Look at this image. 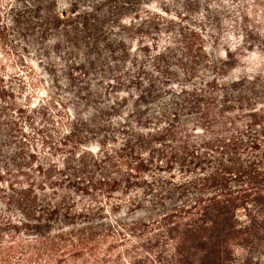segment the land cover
<instances>
[{
    "label": "rangeland",
    "instance_id": "rangeland-1",
    "mask_svg": "<svg viewBox=\"0 0 264 264\" xmlns=\"http://www.w3.org/2000/svg\"><path fill=\"white\" fill-rule=\"evenodd\" d=\"M148 4H155L157 10L163 7L172 15L185 14L183 26L200 33L207 59L201 58L195 76L180 65L155 66L152 47L141 51L139 44L144 39L140 32L148 34L147 42L160 38L150 33L145 22H136L134 28L118 24L135 12L142 16L143 6ZM82 8L94 9L86 27L69 22L49 31L47 16ZM177 29L173 27L172 32ZM43 32L46 35H41ZM165 37L163 33L161 39ZM232 76L256 79L232 88L213 85L214 108L227 120L222 127L207 128L226 130L228 139L237 137L264 147V0H0V170L15 174L18 166H28L30 154L39 162L43 156L50 157L67 127L65 114L82 122L87 147L94 144L88 130L101 126L120 136L119 126L110 125L111 121L122 123L120 118H124L125 126L132 124L140 130L144 125L171 124L178 136L186 132L200 149L199 139L206 134L197 131L201 128L198 117L181 109L187 106L179 89L188 85L207 90L205 82ZM260 152L264 154V149ZM172 175L175 184L186 177L177 172ZM237 184L230 182L229 188L237 190ZM198 193L191 188L178 189L154 204L142 202L131 209L122 206L119 214L104 213L107 219L99 232L124 226L140 230L141 225L193 201ZM9 195L0 184V225L23 220L17 205L6 199ZM108 206L105 203L106 210ZM236 213L238 228L248 219ZM248 216L255 221V244H248V255L238 251L237 258L250 257L248 264H264V199ZM76 221L86 222L81 216ZM154 235L145 234V238L139 234L140 238L126 246L121 243V253L137 250L147 258L144 264H158L159 256L163 259L166 254L160 252L170 246L164 238L155 242Z\"/></svg>",
    "mask_w": 264,
    "mask_h": 264
},
{
    "label": "trees",
    "instance_id": "trees-1",
    "mask_svg": "<svg viewBox=\"0 0 264 264\" xmlns=\"http://www.w3.org/2000/svg\"><path fill=\"white\" fill-rule=\"evenodd\" d=\"M153 6H143L142 16L135 12L118 24L134 28L136 22H145L150 33L160 38L147 42L148 34L140 32L144 39L139 44L141 51L152 47L155 66L180 65L195 76L201 58L207 59L200 33L183 26L185 14L172 15L163 7L157 10ZM93 10L82 8L47 16L48 29L69 22L86 27ZM173 27L178 28L176 33ZM163 33L166 37L162 40ZM255 79L232 76L205 82L207 90L188 85L179 89L187 106L181 109L194 113L201 127L197 131L209 135L199 139L200 149L186 132L178 136L171 124L156 128L142 124L140 130L132 124L125 126L124 118H120L122 123L111 121L110 125L119 126L120 136L101 126L88 130L94 144L87 147L82 122L65 114L67 127L50 157L43 156L39 162L30 154L28 166H18L15 174L0 170V184L11 192L6 199L17 205L23 217L22 221L0 225V264H144L147 258L137 250L121 253V243L126 246L139 234L145 238V234H155V242L161 238L169 242L170 249L160 252L166 254L163 259L159 256L158 264H248L250 257L237 258V254L247 253L251 241L255 244V221L248 215L264 199V154L260 152L264 147L237 137L228 139V131L208 130L207 126L222 127L227 120L214 108L213 85L232 88L252 84ZM172 117L176 121V116ZM173 172L186 177L175 184ZM230 182L238 183L237 190L229 188ZM187 188L199 192L193 201L149 225H141L140 230L124 226L99 232L107 219L104 213L119 214L122 206L131 209L142 202L154 204ZM236 212L248 219L238 228ZM79 216L86 222H77Z\"/></svg>",
    "mask_w": 264,
    "mask_h": 264
}]
</instances>
